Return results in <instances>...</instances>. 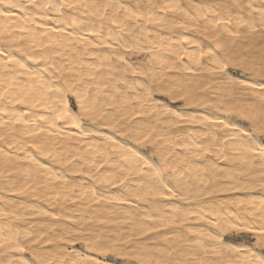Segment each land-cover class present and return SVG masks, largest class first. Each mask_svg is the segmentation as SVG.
I'll use <instances>...</instances> for the list:
<instances>
[{"label":"bare ground","instance_id":"1","mask_svg":"<svg viewBox=\"0 0 264 264\" xmlns=\"http://www.w3.org/2000/svg\"><path fill=\"white\" fill-rule=\"evenodd\" d=\"M262 70L264 0H0V264H260Z\"/></svg>","mask_w":264,"mask_h":264},{"label":"snow or ice","instance_id":"2","mask_svg":"<svg viewBox=\"0 0 264 264\" xmlns=\"http://www.w3.org/2000/svg\"><path fill=\"white\" fill-rule=\"evenodd\" d=\"M222 67H227V65L222 62ZM262 74H264V70H262ZM19 250L23 251V248H20ZM260 264H264V260H261Z\"/></svg>","mask_w":264,"mask_h":264},{"label":"rangeland","instance_id":"3","mask_svg":"<svg viewBox=\"0 0 264 264\" xmlns=\"http://www.w3.org/2000/svg\"><path fill=\"white\" fill-rule=\"evenodd\" d=\"M71 105L74 106V103L71 101Z\"/></svg>","mask_w":264,"mask_h":264}]
</instances>
